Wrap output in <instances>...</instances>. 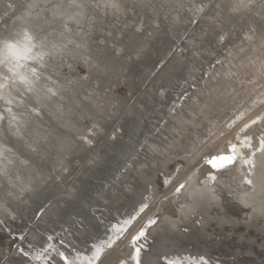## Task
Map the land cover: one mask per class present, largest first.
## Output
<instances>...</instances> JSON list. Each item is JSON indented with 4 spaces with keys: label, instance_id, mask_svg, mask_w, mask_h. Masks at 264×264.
Listing matches in <instances>:
<instances>
[{
    "label": "bare ground",
    "instance_id": "1",
    "mask_svg": "<svg viewBox=\"0 0 264 264\" xmlns=\"http://www.w3.org/2000/svg\"><path fill=\"white\" fill-rule=\"evenodd\" d=\"M210 1L116 0L120 7L114 9L107 6L110 0H76L77 4L82 5L79 8L70 7L69 0H55L51 3L49 0H0V40L5 36L16 35L25 31L34 37L47 32L50 34L48 29L51 26L57 30L59 28L66 29V33H73L76 37L79 35V40H86L88 43L93 40L110 39V37L121 40V34L127 26L130 28V25H134V29H141L145 20L156 27L159 26V23L164 22L170 27L171 33L181 35L182 31L187 29L190 20L202 16L207 11ZM217 2V7L213 10L214 14L210 15L212 16L211 19L214 18V21L217 22L212 35L214 42L218 43L220 37L225 36L230 26L237 22L239 17L241 18L246 14L248 15L244 22L247 25L242 34L239 35L240 39L231 42L230 46L226 48L225 54L220 57V64L209 74L208 79L204 78L205 86L199 83L198 88L192 90L185 100H179L182 92H184L183 89L187 84L194 81L192 79L199 72L200 75L202 73L199 71L202 64V54L198 49L185 59L181 56L178 57L181 64L178 71L155 79V86L146 89L135 102L136 108L131 110L129 116L123 120L125 126L111 127V124L116 121L117 115L107 114L100 117V115H96L94 110H80L77 116L90 115L91 119V125L83 130L85 135L83 139H80L79 135L81 134L78 131L69 132V129L66 128V130L42 128L40 120L32 118L29 113L24 112L25 115L22 117H15L14 122L18 129L28 131L30 137L34 139H44L37 156H33L27 151L30 154L28 156L30 162L23 168H25L28 176L27 181H36L41 177V181L52 182L53 184L52 191L45 199L41 197L42 191L39 190L41 181H36L33 195L40 199L41 203L38 206L41 207L50 198H55L48 208L49 213L54 218L50 224L52 234L63 230L65 226H70L73 229L70 231L71 236H65L64 239L68 245L54 246L55 251L52 252V255L48 251L45 252L44 246L51 245L54 240H46L39 235L29 234L33 244L30 253L31 258H20L17 262L13 261L15 264H38L35 258L40 257L41 252L45 257L52 258L51 264H64L58 255L60 252L67 256L70 261L74 260L77 254L81 258L92 256L95 251L91 248L93 243L105 240H115V243L118 241L121 243V238L125 235L128 236L120 249H117L116 245L114 246L115 243L112 245L113 248H106L100 255L98 264H122V262L123 264H135V248L141 249L140 264H167V259L174 257H180L183 264H212L207 256L219 252L223 255H235L234 261L222 260L223 264H237L238 261L246 264H264V257L257 252L249 251L242 259H239L237 253L229 250L228 242L212 240L208 244V241L203 240L198 234L202 228L196 226L195 219L188 216L186 211H176L173 207L172 201L175 196H172L170 202L163 201L159 208L150 206L148 210L143 212L148 206V202L153 203L158 199L160 194L159 180L164 179L167 183L170 178H175L169 188L165 190V196H168L170 193H174L184 179L188 178L189 181L190 177L195 193L187 210L192 214L201 215L203 218L201 221L212 218L209 217L210 212L206 211L204 206L200 204L202 200H208V204H221V201L225 199L222 193L225 195L234 192L236 194L233 198L237 204L234 207L228 204L224 208H227L232 215L237 214L244 217L243 214L245 216L248 214L264 222V135L254 139L252 133L247 129L259 125V121L264 119V0H220ZM33 3L35 5H32ZM201 6L204 9L202 12L199 11ZM240 14L243 15L240 16ZM128 32L133 33V30H128ZM204 36L206 37V35ZM63 37L65 36L63 35ZM76 39L71 38L68 44H63L65 49L53 52L56 59H61V61L54 60L49 63L47 54L44 55V67L56 72L58 66L65 64V62L71 63L74 67L79 62L83 63V60L87 67L95 68L94 73H100L104 69L108 70L109 66H106L105 63H109L113 67L112 69L117 66H114L115 63L112 64L109 59L105 60L106 57L99 60L91 57L89 50L85 46L81 47V41ZM199 39H202V36ZM110 41L113 40L110 39ZM34 42L36 43V41ZM131 42L133 41L131 40ZM124 43L126 44L124 41L118 43L119 59H123V56L128 55V53L130 54L128 50L132 44L123 46ZM205 47L211 51L209 44H205ZM42 48L38 44V48L34 52L43 55L47 50ZM161 50L160 53L163 54ZM134 53H142V59L148 58L147 51L144 52L142 48ZM0 57L3 56L0 55ZM151 58L156 59L157 57L151 56ZM142 59L140 61H144ZM22 62L20 64L23 65L25 61ZM122 69L123 75L120 76H135L128 86L129 95L132 96L139 90L141 84L151 77L153 67L146 65L141 72L136 73L129 72L125 68ZM80 77L84 78L83 75ZM80 77L73 76L71 79L76 81ZM54 79L49 81L48 86L38 88L40 93L38 95L40 100L44 102L51 100V98L52 101L57 100L59 103L51 110L54 113H63L64 106L62 104L64 101L58 97H53L47 90L51 88L54 91L55 88V91L58 90L65 97L64 81L66 79L63 77L58 80ZM13 86L15 89L16 85ZM179 90L183 91L179 93ZM96 91L97 96L91 95V97L95 101H98V95L105 97V102L106 100L110 102L108 107L114 105L116 111L128 104L126 97L104 94V86ZM64 118L67 121H72L73 124L77 122L74 115L73 117L68 115ZM54 132L59 140L65 142L64 149L58 150L56 144H53ZM107 132L111 133L107 139V144L100 149L96 142L104 135L106 136ZM230 140H232L231 144L229 143ZM247 144L250 147H247ZM233 145L235 148L232 147ZM80 146L86 148L85 152L86 154L90 153L91 159L97 161L95 166H86L87 170L94 173V179L84 181L85 179L82 180L81 177H78L72 182H67L70 174L77 167L71 165L72 163L70 164L73 159L72 156L76 154L75 157H79V163L86 156L85 153L82 155L77 151L79 149L76 147ZM228 155L235 157L230 164L219 159L215 160L216 167L209 163L215 157ZM245 161H251V163H245ZM253 164L255 167H252ZM181 165L182 169L179 172ZM177 171L179 172L178 175H174ZM196 175L198 180L195 181L193 176ZM246 179H251L253 185H248ZM256 183L262 187V190L253 191L251 189V187H257ZM60 187H63V191L57 193L56 190L58 191ZM216 188L218 189L216 190ZM175 194L177 195V193ZM242 204L249 206L248 210H242L240 208ZM142 207L144 210L141 212ZM96 208L103 211L104 222L90 213L91 210L98 212L99 210ZM157 211L162 213L158 222ZM167 215H177V218L174 219ZM75 216L82 220L78 225L74 224L76 222ZM180 223L193 228L192 231L185 234L171 230ZM23 226L26 225L20 227ZM166 226L169 228L168 231L162 229ZM158 227L161 229L156 230ZM116 229L124 230L116 231ZM141 232L144 233L143 236H140ZM153 234H155V240L149 248V238ZM147 241L148 244H145ZM190 245L192 248H189ZM147 248H149V252H146ZM163 258L165 261L162 260ZM44 261L47 262L48 260Z\"/></svg>",
    "mask_w": 264,
    "mask_h": 264
},
{
    "label": "rangeland",
    "instance_id": "2",
    "mask_svg": "<svg viewBox=\"0 0 264 264\" xmlns=\"http://www.w3.org/2000/svg\"><path fill=\"white\" fill-rule=\"evenodd\" d=\"M54 1L55 0H49L50 3ZM217 1H220V0H211L207 11L202 16L198 18H193L192 20H190V23L187 29H185L184 32L182 31L181 35L179 33L175 35L171 33L170 27L167 24H164V22L159 23L158 24L159 26L156 27V26H153L152 23H149L148 20H145L141 29H136V28L134 29V25H130L129 26L130 28H128L127 26L126 29L123 30L122 32L123 34H121V40L110 37V39L113 40L112 42L110 41V39L106 38L103 40L102 39L93 40L92 42L88 43L86 40L85 41L79 40V35H77L76 37V35L73 33H66L65 31L66 29L59 28L57 30V29H53V26H51L48 29L51 32L50 34L49 32H47V33H43L41 35L35 36L36 43H38L41 47H43L42 49H45L48 51V53L46 51V53L43 54V56L47 54V57H48L47 61L49 63L53 62L54 60L61 61V59H58V58L56 59L55 55H53V52L55 50L60 51L61 49H65L63 46L64 43L68 44L71 38L73 39L77 38L76 40L81 41V47L85 46V48L89 50L91 57L93 56L97 60H99L102 57H106L105 60L109 59L110 62H112V64L115 63L114 66L117 65L116 67H114V69H112L113 67H111L109 63H105L106 66H109L108 70L104 69V71L102 70L100 73H94L95 68L87 67L83 60H82L83 63L79 62L78 64L74 66L75 68L73 67L71 63L65 62V64L63 63L60 66H58L59 67L58 71L55 72L54 70H49L46 67H43V68L38 67L35 63L33 62L31 63V61H25V62L23 61L24 63L23 62L22 63L24 67H19L17 66L15 61L5 62L3 60V57H0V116L3 117V119H0V189H1L0 190V246H1L0 247L1 249L0 250V264H15L14 262H17L20 258H23V259L31 258L30 253L32 251L31 249L33 247V244L31 243L30 235L32 234L44 237L46 240H54L51 243V248H48L49 245L44 246L45 248L48 249V252L51 253L52 255L53 254L52 252L55 251L54 246H57L59 244H64L66 246L68 245L66 241L64 240L65 236H68V235L71 236L70 231H73V229L70 226H65L63 230L58 231L56 234H52L50 224L54 218L52 217L51 213H49L48 208L52 204L55 198L53 199L50 198V200H48L44 204L43 207L38 206L39 203H41V201L39 198H36L33 196L35 193L34 187H35V184H37V182H40L42 178L39 177V179L36 180L37 182L33 180L27 181L28 176H27V173L25 172V168H23L26 166V164L30 162L28 158V156L30 155L29 153H31L33 156H37L38 150H40L41 146L43 145L42 143L44 142V139L37 140V139H34L33 137H30L28 131L26 132L20 129L18 131V128L15 125L16 123L14 122L15 120L9 123L10 116L22 117L23 115H25V113H29L32 115V118L36 120H40V123H41L40 126L42 128H45V129L52 128V130L55 128L57 129L60 128L61 130L69 129L68 130L69 132L78 131L79 134H81V135L78 134L80 139L81 138L83 139L85 135L83 130L87 129V127L91 125V119L89 117L90 115L89 116L88 115L77 116L78 111L80 110L81 111L84 109L94 110L95 113H97L96 115H100V117H104L107 114L117 115L118 117H116L115 119L116 121L111 124V127L116 128L118 126H125V123L123 120L125 119V117L129 116L131 110L136 108L137 105L135 104V102L146 91V89H150V86H155L156 80L158 77L163 76L165 74H169L173 71H178L181 66L178 57L180 58L181 56L182 58L184 57L185 59L189 57L191 53H194L198 49L199 51H201V54H202L201 62L203 65L201 64V67L199 69V71H202V73L200 75V72H199L197 76L192 79L194 81L190 82L189 84H187V86H185V88L183 89L184 92H182L183 90L178 91L179 93L180 91L182 92L181 96L179 97V100L181 101L185 100V98L188 97V95L191 93L192 90L198 88L199 83L205 86L206 83L204 82V80L208 79V77L210 76L209 74H211L212 71L220 64V61H221L220 57L225 54L226 48L230 46L231 42L233 43L240 39L239 35L242 34L244 28L247 25L245 24L244 19L246 18L248 14L246 15L240 14V16L242 15L243 16L241 18L239 17L238 21L230 26V28L227 30L224 36L223 41L221 42V40H219L218 43L214 42V36L212 35L214 34L213 32H214L217 22L214 21V18L211 19L212 16L210 15L214 14L213 10H215L217 7L216 5L218 3ZM27 4L28 2L26 3V5ZM32 5H35V3H33ZM127 28L128 30H133V33H131L132 31L128 32ZM125 34H126V37H125ZM63 35L65 37H63ZM204 35H206V37ZM201 36H202V39H199L201 38ZM131 40L133 42H131ZM121 41L126 42V44L124 43L123 46L124 45L127 46V44H132L131 48H129L128 50L130 54L128 53V55H124L123 59H119L120 55L117 52L118 43H121ZM106 44H107V47H106ZM205 44L207 45L209 44L211 46V48L208 47L210 48L211 51H208V49H206ZM75 46L77 45L75 44ZM104 47L106 51L105 49H103ZM141 48L144 50V52L147 51L148 58L144 57L142 59L141 58L142 53H139V54L134 53L135 51L141 50ZM160 50L163 52V54L160 53ZM151 56L153 57L156 56L157 58L152 59ZM141 59L144 61H140ZM42 63L45 66V63L43 60H42ZM146 65L153 67L151 77L145 81L146 83L143 82L141 84L139 90L134 95L130 96L129 91H128V86L134 80L135 76H132V75L128 77L120 76V75H123L122 68L128 69L129 72L136 73V72H141L143 67H145ZM31 67H37V73L38 74L43 73V75L39 83L35 86L34 91L27 92L25 91V86L20 83L18 76L14 75V73H26L28 68H31ZM80 75H83L84 78L80 77ZM91 75H93V77H91ZM73 76H79L80 77L79 80L83 82L79 80L72 81L71 78ZM48 77H50V79H47ZM62 77L66 79V81H64V86L66 87L64 88L65 97H63L62 93L58 92V90L55 91V88L53 92H55L57 96L56 95L54 96L52 95V96L56 98L58 97L60 100L64 101L63 102L64 104H62V106H64V111L63 113H59V112L54 113V111H52L51 109L56 107V105L59 102L57 100L52 101V98L51 100L50 99L45 100V102L41 101L38 95L40 94L38 88H41L42 86H48L49 81H52L54 78H55L54 80H58ZM94 81H96V83H94ZM13 85H16L15 89ZM103 86L105 87L104 94L106 93L107 95L109 94V95H114V96L126 97L128 100L127 106L122 107L119 111L118 110L116 111V109L114 108V105H111V107H108V103L110 102L108 100H106L105 102L106 98L100 97L99 95H98V101L96 100L97 101L96 102L91 97V95L97 96L96 90ZM18 90L20 91L18 92ZM6 94L7 96L9 95L8 99H7ZM71 99L73 100V102ZM8 101H11V103H8ZM28 103H30L31 105H29ZM32 107L33 109H35V111H33ZM8 109H11V114L8 112ZM68 115L69 117H73L74 115V118L77 119V122L73 124L72 121H67L64 117ZM263 118H264V115H263ZM259 123H260L259 125L249 127L250 129L247 128L248 131L252 133L251 135L254 139L255 138L258 139L260 136L264 135V130H263L264 119H261ZM79 126H81L82 128ZM53 134H54L53 141L55 142V143L53 142V144H56V147H57L56 149L58 150L64 149L65 142H63L62 140H59L55 132ZM110 134L109 132H107L106 136L104 135L102 138H100L98 142H96L100 149L104 148V146L107 144V139ZM67 139L70 140L69 137H67ZM29 140L32 142H30ZM229 143L231 144L232 140H230ZM80 147H76V149H79L77 151L82 153V155L84 153L86 154L85 152L86 148L84 147L80 148ZM247 147H250V145L247 144ZM27 151L29 153H27ZM89 154L90 153H87L86 156L82 158L83 163L82 162L79 163L78 162L79 157H75L76 154L73 155L72 153L73 159L70 161V164L72 163L71 165H73L74 167L76 166L77 167H76V170L72 174H70L67 182H72L75 178H78V177H81L82 180L85 179L84 181H92V179H94V173L87 170L88 168L86 169V166H89V167L93 165L95 166L97 164V161H95L94 159H91V155ZM46 166L47 168H49L48 165ZM181 169H182V165L179 168V172ZM179 172L178 171L175 172L174 175H178ZM193 178L195 179V181L198 180L197 175L193 176ZM174 179L173 177L170 178V180H168L167 183H165L166 180L164 179H161L158 181V187L160 190L159 197L158 199L153 201L154 204L151 202H148V206L143 212L148 210L150 206H153V207L157 206L159 208L163 201L170 202V199L172 198V196H175V199L172 201L173 207L176 209V211L177 210L186 211V214L188 216L195 219L196 226L202 228V230L198 231V234L202 237L203 240L208 241V244L210 243L209 241H212V240L228 242L230 246L229 250L237 253V256L239 259L240 258L242 259L244 255H246V253L249 251H252L254 253L257 252L264 257V222H262L261 220L257 218L255 219L253 218L252 215L250 216L248 214H246V216L245 214H243L244 217L237 215V214L232 215L228 212L227 208H224L228 206V204H230L229 206H233V207L237 204L233 198V196L236 193L231 192L225 195L222 193L225 199L221 201V204H217V203L208 204V200H202L200 204L204 206L203 208H205L206 211L210 212L209 217H212V218H210L209 220L207 218V220L201 221L203 219L201 215L198 216V214H192L191 212L187 210L188 206L193 201L194 193H195V189L193 188L192 182L190 181V177H189V181H188V178L184 179L175 189L174 193H170L168 196H165V193H166L165 190L169 188L170 184L173 182ZM200 182H202V180H200ZM45 183L47 184V186ZM181 184H184V188H180V190L177 191V189L179 188ZM256 184H257L256 185L257 187L254 188L255 189L254 191L262 190V187L258 183ZM52 185H53L52 182L41 181V186L39 188V190L42 191L41 197H44L45 199H47L49 192L52 191ZM217 189L218 188H216V190ZM251 189L253 188L251 187ZM62 191H63V187L58 188V191L56 190L57 193H60ZM175 193H177V195ZM29 198H30V201H29ZM240 208L246 211L248 210L249 206L242 204L240 205ZM96 210H99V211L96 212L94 210H91L90 213L94 215L96 218H99L102 222H104L105 219L102 218L104 217L102 213L103 211H101V209H98V208H96ZM167 216L172 217L174 219L177 218V215H174V216L167 215ZM156 217H158L157 219V222H158L159 219L162 217V213L160 211L159 212L157 211ZM74 218L76 221L74 223L75 225H78L82 221L80 217L75 216ZM21 225H26V226L20 227ZM104 228H107V227H104ZM160 229L161 227L156 228V230H160ZM162 229L166 231L169 230L167 226L163 227ZM192 229L193 228H190L183 223H180V225H178L175 228H171V230L173 231L184 232L185 234H189L192 231ZM127 236L125 235L124 237H122L120 241L121 243H118L119 242L118 241L114 244V246L116 245L117 249H120V247L123 245L122 243L126 241ZM49 237H51V239H49ZM154 240H155V234H153L152 237L149 238V245H148L149 248L153 244ZM145 244H148V241ZM149 248L146 249V252L147 251L149 252ZM189 248H192V245H190ZM21 249H23L24 252L29 253V255L24 256L21 253ZM219 253H213L212 256H207L212 264H223L222 260H229V261L235 260V257H234L235 255H223ZM40 254L42 255L39 257V259L35 258L38 264H51L52 263L53 261L52 258L49 259L45 257V255H43L42 252ZM201 255H205V254H201ZM44 260H48V261L45 262ZM162 260L165 261L164 258ZM237 264H246V263L242 261H238ZM256 264H259V263H256Z\"/></svg>",
    "mask_w": 264,
    "mask_h": 264
},
{
    "label": "snow or ice",
    "instance_id": "3",
    "mask_svg": "<svg viewBox=\"0 0 264 264\" xmlns=\"http://www.w3.org/2000/svg\"><path fill=\"white\" fill-rule=\"evenodd\" d=\"M69 6L77 7V8L82 7L81 4L76 3V0H69ZM107 6H110L114 9H118L120 7V5L116 2V0H110L109 5ZM203 10H204L203 6H201L199 8V11L202 12ZM35 39L36 37H34L32 34L26 31L22 33H18L16 35L5 36L2 40H0V55L3 56V60L5 62L15 61L17 66L19 67H24V65L20 64V61H31L35 63L38 67L43 68L44 67L42 63L43 55L38 52H34V50L38 48V44L34 42ZM223 39L224 37L221 36L220 37L221 42L223 41ZM14 75H17L20 83L25 86V91L32 92L34 91L35 86L39 83L43 73L38 74L37 67H31L28 68L26 73H14ZM47 79H50V77H48ZM47 91L48 93H51V95L53 96L56 95V93L53 92L51 88H49ZM8 103H11V101H8ZM33 111H35V109H33ZM8 112L11 113V109H8ZM0 119H3V117L0 116ZM14 120L15 117L10 116L9 123H11ZM253 123H255V121H253ZM232 147L235 148V145H233ZM253 155H255V153H253ZM217 159L225 161L226 163L230 164L234 161L235 157L231 155L219 156V157H215L212 161H209V163H211L213 167H216L217 165L215 164V160ZM245 163H251V161H245ZM252 167H255V165L253 164ZM246 183L250 186L253 185V181L251 179H246ZM180 188H184V184H181L177 189V191H179ZM252 190L253 191L255 190L254 187ZM143 210L144 208L142 207L140 211L142 212ZM123 230L124 229H116V231H123ZM143 235L144 233L141 232L140 236ZM49 239H51V237H49ZM114 243L115 240L112 241L105 240L99 243H93L91 245V248L94 249L95 251L92 256H85L81 258L77 254L76 258L71 261L62 252L58 253V255L60 256L61 260L64 261V264H97L100 255L106 250V248H111ZM48 248H51V245H49ZM47 251L48 249L46 248L45 252ZM134 251H135V257H134L135 264H140L139 257H140L141 249L135 248ZM21 253L24 256L29 255V253L24 252L23 249H21ZM37 259H39V256H37ZM167 264H183V261L180 257H174L172 259H167Z\"/></svg>",
    "mask_w": 264,
    "mask_h": 264
}]
</instances>
